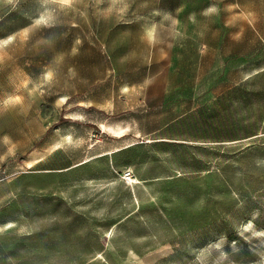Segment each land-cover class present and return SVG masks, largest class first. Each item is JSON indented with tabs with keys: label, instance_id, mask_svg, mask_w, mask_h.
<instances>
[{
	"label": "rangeland",
	"instance_id": "obj_1",
	"mask_svg": "<svg viewBox=\"0 0 264 264\" xmlns=\"http://www.w3.org/2000/svg\"><path fill=\"white\" fill-rule=\"evenodd\" d=\"M0 264H264V0H0Z\"/></svg>",
	"mask_w": 264,
	"mask_h": 264
},
{
	"label": "trees",
	"instance_id": "obj_2",
	"mask_svg": "<svg viewBox=\"0 0 264 264\" xmlns=\"http://www.w3.org/2000/svg\"><path fill=\"white\" fill-rule=\"evenodd\" d=\"M179 177H181V175L176 176V177H174V176H172V177H168V178L165 179V180H174V179H177V178H179Z\"/></svg>",
	"mask_w": 264,
	"mask_h": 264
}]
</instances>
